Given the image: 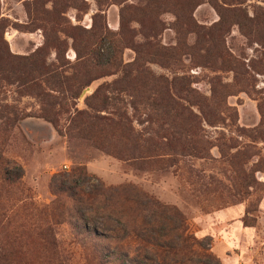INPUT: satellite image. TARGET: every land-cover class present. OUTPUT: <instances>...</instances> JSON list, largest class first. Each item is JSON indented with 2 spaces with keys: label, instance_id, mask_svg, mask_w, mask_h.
I'll use <instances>...</instances> for the list:
<instances>
[{
  "label": "rangeland",
  "instance_id": "1",
  "mask_svg": "<svg viewBox=\"0 0 264 264\" xmlns=\"http://www.w3.org/2000/svg\"><path fill=\"white\" fill-rule=\"evenodd\" d=\"M124 1L0 0L3 56H31L45 45V24L56 23L53 35L58 33L64 42L62 62L77 68L83 61L78 51L84 54L92 40L87 32L102 30L109 36L96 46L105 69L94 73L96 79L78 100L65 102L71 114L60 116L57 125L45 117L47 106L25 96L11 74V85L3 84L0 90V209L6 213L0 244L7 261L160 264L164 247L174 246L184 234L201 243L191 248V255L199 258L194 256L189 264L205 253L217 260L211 264H264V59L261 47L243 36L238 26L223 41L240 70L222 69L220 59L197 65L183 49L184 44L194 45L195 36L183 38L175 30L178 14L187 16L186 0H169L178 9L165 7L158 44L171 54L165 63L161 59L148 63L144 57V64L158 83L172 86L175 81L179 86L187 81L190 103L181 102L191 115L175 118L155 111L146 95L134 91L120 93L118 103L129 117L131 133L100 132L71 122L76 111L96 114L88 99L100 87L124 81L137 61L136 51L121 40V13L149 0ZM197 2L193 23L205 28L217 25L215 6H223L222 1ZM243 2L251 17L264 8V0ZM131 26L140 30L137 23ZM113 39L120 54L117 65L108 68L115 56ZM144 43L138 36L133 45ZM49 62L59 66L54 50ZM201 109L220 123L210 126ZM177 130L200 134L206 159L196 158L193 151L182 155L177 139L168 141ZM156 134L164 136L167 155L140 159L138 153L154 146ZM237 155L235 169L232 160ZM253 169L259 171L250 175ZM7 172L21 176L19 186L4 183ZM156 204L176 208L184 223L161 214ZM106 228L115 232L103 234ZM143 228L145 242L135 238Z\"/></svg>",
  "mask_w": 264,
  "mask_h": 264
},
{
  "label": "trees",
  "instance_id": "2",
  "mask_svg": "<svg viewBox=\"0 0 264 264\" xmlns=\"http://www.w3.org/2000/svg\"><path fill=\"white\" fill-rule=\"evenodd\" d=\"M126 1L128 0L124 2ZM221 1L223 6L219 4L215 6L220 16V22L215 26L205 28L197 24L195 25L191 16L200 4L197 0H186L185 9L187 10V16H181L176 12L179 17H177L175 30L178 35L183 38H187L190 35L195 36L194 45L189 47L187 44H184L183 49L194 57V61L197 65H211L213 61L220 59L223 61L222 63H224L222 69L230 66L232 70L236 72L240 70V68H238V62L226 49L223 38L225 39L230 33L232 27L238 26L243 36L250 41H256L261 47V55L264 59V8H259L251 17L247 9L243 7L247 2H243V0ZM167 6L178 9L177 4H173L169 0H149L145 5H141L140 7H125L123 9L121 13L120 37L123 42L128 43V45L136 51L138 55L137 61L134 63V66H131V71L127 72V77L124 81L115 82L108 87H100L95 95L91 99H88L87 105L89 109L96 114L90 115V113L76 111L73 114L71 122L77 124L78 121H80L88 128L97 129L100 132L111 134H119L121 132L131 133L132 129L129 117L125 112H121L119 108L121 103L119 94H128L134 91H140L142 94L146 95L148 97V106L152 107L155 111H163L164 113L169 112L168 114L172 113L175 118L191 115L189 109L181 102L182 100L189 102L187 98V81L179 86L176 85L175 81L172 83V86L170 84L167 86L163 82L158 83L157 80L151 76L149 70L145 68L144 64V57L150 59L148 63H152L150 61H154V59H161V61L165 63V59H169V54H171L169 52L170 50L160 47L158 44V40L162 36L164 30L160 27L163 26L160 17L165 12V7ZM132 9L135 12L130 14V10ZM137 15H143L142 17L145 18L139 19L136 17ZM148 16H154L155 18L147 19ZM42 19H44L43 16H41V20ZM131 23L139 24L140 30L137 31L133 29ZM1 26H3V23L0 20V28ZM56 27V23L45 24V45L31 56H12L9 53L3 56L0 53V90L3 84L11 85L9 82L10 78H8L11 74V77L15 78V80L12 81L18 84L21 90L26 92L25 96L36 97L47 106V109L44 108L45 117L50 122L57 125L60 116L71 114V110L66 108L65 102L69 100L75 102L78 100L83 90L96 79L92 77L94 73H96L98 69H105L100 64L99 49L96 46L99 44V40L102 37L108 39L109 36L103 35L102 30L94 31L93 29V31L87 32L88 34H92V40L85 47L84 54L78 51L79 59L83 61H81L79 67L74 68L62 62L61 54L64 42L58 37V33L53 35ZM138 36H142L145 43L133 45L134 40ZM1 43L2 40L0 41V49ZM113 44L114 46H112L113 48L111 50L115 53V56H113L111 62H109L108 68L117 65L118 55L120 54V45H117V41L114 39ZM52 50L57 53L59 66L49 62L50 52ZM6 68H11L13 71L9 73L6 71ZM78 68L79 70H77ZM242 72L243 71H241V73ZM215 105H218V109L221 107L219 103H215ZM102 113H107L108 115H101ZM201 114L210 126L220 123L219 120L209 118L203 109H201ZM196 119L199 120L197 117ZM163 139H165L164 136L156 134L154 146L151 149L143 148L140 150L138 157L145 160L147 158L157 159L162 155H167V145L161 142ZM176 139L181 145L182 155L189 151H193L196 158L206 159L204 156L205 149L201 144L203 139L200 134H192L189 130H177L175 135L172 136L171 139H168V141ZM238 156L239 155L234 156L232 160L235 169V160ZM2 161L0 157V163H2ZM258 171L259 170L253 169L250 175ZM3 179L4 183L9 187L19 186L21 183V176L19 174L7 172L6 176L3 175ZM154 207H157L161 214L174 216L181 219L184 223L182 214L176 208L163 207L158 204L154 205ZM5 214L6 213H3V210L0 209V231L2 230L1 224ZM102 231L103 234L115 232L111 228H106ZM95 235H97V233ZM145 236L144 228L139 232H135V238H137L138 241L145 242ZM196 243L199 245L201 244L199 242H192L190 237L184 234L180 235L177 244L174 246L166 245L164 247V254L159 259L160 264H189L193 262L192 259L194 256L199 258L197 255H191V248L195 247ZM210 261L216 262L217 260L205 253L202 259H198L195 264H211ZM0 264H12L7 261L5 249L1 244Z\"/></svg>",
  "mask_w": 264,
  "mask_h": 264
}]
</instances>
